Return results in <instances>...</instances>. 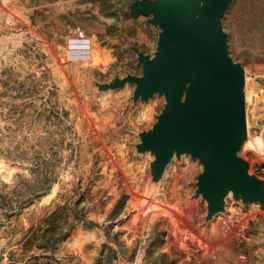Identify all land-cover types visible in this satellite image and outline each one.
<instances>
[{
	"label": "rangeland",
	"instance_id": "rangeland-1",
	"mask_svg": "<svg viewBox=\"0 0 264 264\" xmlns=\"http://www.w3.org/2000/svg\"><path fill=\"white\" fill-rule=\"evenodd\" d=\"M135 1L0 0V264L46 261L26 239L85 191L80 208L93 209L88 216L100 226L75 225L50 254L60 264H96L109 246L111 264H264V204L230 193L208 219L199 159L175 155L154 180V156L137 152L165 96L135 100L134 83L98 87L142 75L137 51L156 52L160 28L132 15ZM222 27L246 73L248 137L239 156L264 179V0H231ZM37 83L66 116L49 118L42 100L16 98ZM45 176L54 180L41 194ZM236 210L243 224L225 235L221 224Z\"/></svg>",
	"mask_w": 264,
	"mask_h": 264
},
{
	"label": "water",
	"instance_id": "water-1",
	"mask_svg": "<svg viewBox=\"0 0 264 264\" xmlns=\"http://www.w3.org/2000/svg\"><path fill=\"white\" fill-rule=\"evenodd\" d=\"M231 0H136L132 15L160 28L153 56L138 52L142 75H126L101 90L136 85L133 98L165 96L163 112L140 135L137 152L154 156L151 173L160 180L176 155L199 159L198 193L207 218L224 211L225 198L264 204V179L239 156L248 137L246 73L228 51L222 17Z\"/></svg>",
	"mask_w": 264,
	"mask_h": 264
},
{
	"label": "trees",
	"instance_id": "trees-1",
	"mask_svg": "<svg viewBox=\"0 0 264 264\" xmlns=\"http://www.w3.org/2000/svg\"><path fill=\"white\" fill-rule=\"evenodd\" d=\"M46 80V79H45ZM40 83H37L35 85H29L30 87L26 90L25 85H22L23 87H20L17 89L18 96L16 98H21L22 100H42L43 103L41 106L45 109V112H49L48 117L49 118H57L60 119V117L63 116V114L66 116L65 110H56V104H53V97L56 98V95L53 91L47 89V85H41L39 87ZM45 89L44 94L41 98H38L39 93L43 92L41 90ZM31 106L33 107L32 103ZM55 111H57L55 113ZM54 113V114H52ZM57 115V116H55ZM49 120V119H48ZM64 120L61 119L60 122H63ZM71 145V143H70ZM21 158V157H20ZM26 159V158H22ZM54 178H50L49 176H45L43 178V181L41 182L40 189H37L36 191H40L41 194H44L48 191L50 188L52 181ZM86 197V191L85 192H78V198L74 200L70 205L64 204L62 206H58L53 212H51L44 220L43 224L47 226V228L44 230V233L39 235L35 232L30 235L25 242V248L27 250L32 249L33 247H37L42 249V254H44V258L46 261L39 262L37 261L39 256H34L33 262L31 264H60L56 259L52 258L51 253H55L56 249L58 248L59 243L69 237L70 230L77 224H82L84 228L87 229H93L96 227H99L100 224L89 218L88 214L93 209L81 207L80 203L82 200H85ZM111 242V238L109 240ZM104 250V249H103ZM102 250V257H99L96 264H111L112 263V257L109 256V253H116L115 249L112 247H108V255H105Z\"/></svg>",
	"mask_w": 264,
	"mask_h": 264
},
{
	"label": "built area",
	"instance_id": "built-area-1",
	"mask_svg": "<svg viewBox=\"0 0 264 264\" xmlns=\"http://www.w3.org/2000/svg\"><path fill=\"white\" fill-rule=\"evenodd\" d=\"M82 34V33H81ZM241 210H236L228 219L221 224V230L225 235H232L238 232L243 224L244 216Z\"/></svg>",
	"mask_w": 264,
	"mask_h": 264
}]
</instances>
